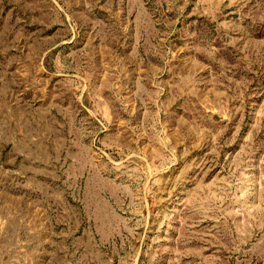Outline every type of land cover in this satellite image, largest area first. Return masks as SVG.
<instances>
[{"label": "rangeland", "instance_id": "obj_1", "mask_svg": "<svg viewBox=\"0 0 264 264\" xmlns=\"http://www.w3.org/2000/svg\"><path fill=\"white\" fill-rule=\"evenodd\" d=\"M0 264H264V0H0Z\"/></svg>", "mask_w": 264, "mask_h": 264}]
</instances>
